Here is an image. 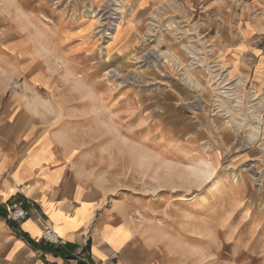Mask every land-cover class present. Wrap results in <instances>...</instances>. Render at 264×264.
Instances as JSON below:
<instances>
[{
    "label": "rangeland",
    "instance_id": "obj_1",
    "mask_svg": "<svg viewBox=\"0 0 264 264\" xmlns=\"http://www.w3.org/2000/svg\"><path fill=\"white\" fill-rule=\"evenodd\" d=\"M241 3L0 0V121L37 128L150 264H264V92L224 53Z\"/></svg>",
    "mask_w": 264,
    "mask_h": 264
},
{
    "label": "crops",
    "instance_id": "obj_2",
    "mask_svg": "<svg viewBox=\"0 0 264 264\" xmlns=\"http://www.w3.org/2000/svg\"><path fill=\"white\" fill-rule=\"evenodd\" d=\"M224 38L225 62L233 68L239 60L250 70L247 82L263 93L264 0H242L240 27ZM19 115L12 110L0 121V264H150L129 227L100 216V199L37 128L22 126ZM15 208L30 215L15 221ZM47 228L64 246L41 241Z\"/></svg>",
    "mask_w": 264,
    "mask_h": 264
},
{
    "label": "built area",
    "instance_id": "obj_3",
    "mask_svg": "<svg viewBox=\"0 0 264 264\" xmlns=\"http://www.w3.org/2000/svg\"><path fill=\"white\" fill-rule=\"evenodd\" d=\"M29 209L32 210V206ZM29 209L15 208L10 212V218L15 221L25 220L30 215ZM41 241L51 246H64L62 239L48 228L41 233Z\"/></svg>",
    "mask_w": 264,
    "mask_h": 264
},
{
    "label": "bare ground",
    "instance_id": "obj_4",
    "mask_svg": "<svg viewBox=\"0 0 264 264\" xmlns=\"http://www.w3.org/2000/svg\"><path fill=\"white\" fill-rule=\"evenodd\" d=\"M185 79H186L187 82L190 81L189 78H187V76H186ZM232 122H233V119H232ZM233 124H234V123H233ZM236 127H237V128H240V127H238V126H236ZM241 128H242V127H241ZM238 130H239V129H238ZM239 131H240V130H239ZM244 131H245V130H244ZM250 131H251V130H250ZM255 131H257V132L259 131V126L255 129ZM253 133H254V132H253ZM254 138H256L254 135H252V136L250 135L249 140H253ZM257 139H258V138H257ZM251 142H252V141H251Z\"/></svg>",
    "mask_w": 264,
    "mask_h": 264
}]
</instances>
